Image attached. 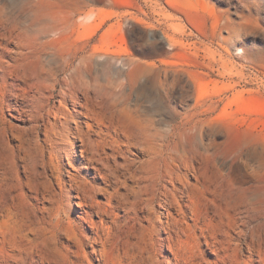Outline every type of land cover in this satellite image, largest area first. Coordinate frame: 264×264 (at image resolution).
Returning a JSON list of instances; mask_svg holds the SVG:
<instances>
[{
    "label": "rangeland",
    "instance_id": "rangeland-1",
    "mask_svg": "<svg viewBox=\"0 0 264 264\" xmlns=\"http://www.w3.org/2000/svg\"><path fill=\"white\" fill-rule=\"evenodd\" d=\"M29 1L0 0V127L4 130L2 138L11 145L18 144L22 136H26L28 142H33V145L32 142L28 144L36 150H32V160L39 170H43V176L40 178V185L34 181L41 187L39 196L34 182L29 188H25L26 195L32 196L27 201L28 204H25V209L32 210L33 205L36 209L43 207L46 210V215L53 219L51 230L45 233L50 240L56 243L66 237L63 227L68 224L64 216L69 215L75 222L80 217L81 208L76 203L77 191H69L67 186L81 173L85 176L89 172L88 192L90 191L91 199L96 200L95 204L98 206L103 201L105 208L109 207L108 204L119 205L116 211H111L112 216L111 212L107 217L104 216L103 222H106V226L109 224L113 237L118 236L116 239L120 242L121 251L123 250V260L128 261L135 249L139 250L138 253L144 252L149 233L146 226L148 224L144 220L146 211L139 207V223H126L121 228L114 225L117 217L114 213H119L117 215L123 219V215L127 213L125 210L129 207L127 199H122L123 196L121 198L119 194L127 193L131 184H134L123 170L114 168L115 163L125 156L135 158L139 155L136 148L127 144L125 135L116 132L117 118H114L115 113L109 108L116 85L120 81H126L123 129L132 125V111L138 106L147 112L145 114L154 121L155 127L164 128L162 121L166 118L180 132L185 133L178 140L183 145L187 144V147L198 146L202 150L200 161L205 164L208 183L205 182L206 191L203 189L199 192L195 200L196 203L199 201L197 207L201 213L204 212L210 218L208 231L214 235L212 239L218 241L220 246L227 247L229 259L236 264H245L250 254V263L260 264L257 253L253 252V245L258 240V228L264 223V0H50L58 2V6L48 1L40 5L39 8L45 13L58 16L63 21L70 18L79 21L81 15H92L85 26L77 25L76 28L73 23L69 25L61 42L57 43L60 49L82 46V41L91 32L90 49H108L112 55L124 60L123 64L114 62V59L102 64L103 58H97L101 94L108 108L100 118L103 129L100 124L91 120L90 127L85 124V128L88 127L93 132L89 135L90 140L68 134L56 119H49L41 114L35 119L29 118L31 112L27 101L7 86L4 78L9 77L3 76L2 69L5 62L11 61L8 51L17 49L16 43L11 40V35L16 31L15 25L37 13L28 5ZM111 64H115L116 68ZM117 67L122 68L123 73ZM64 76H60L61 82L55 91L53 105L60 104L59 93L64 85ZM136 80L159 83L168 81L171 88L159 86L155 90L148 89L146 93L149 96L140 97V92L132 86V82ZM60 107L71 109L72 104H60ZM42 108L41 111L47 114L48 106ZM73 125L76 126V123L73 122ZM63 134L66 135L62 136ZM16 135H20V138ZM10 136L12 140L9 139ZM37 140L39 143H36ZM43 140L45 143L41 142ZM120 143L124 150L118 153L116 150ZM84 150L98 152L103 159L108 157V161L104 159L103 164H94L100 165L99 167L103 165V174L95 173L93 177L96 171L94 165L89 170L82 169L84 165L80 163V159ZM69 155L73 157L72 160ZM126 176L129 177L128 180ZM188 178L195 181V176L190 172ZM43 181L47 182L44 183L45 186ZM115 191L117 195L112 194ZM155 206L161 215L159 219L164 220L166 209L159 204ZM93 217L95 220L101 219L97 213ZM158 235L165 237L167 233L161 232ZM204 249L207 250L206 258L214 261L216 253L206 244ZM57 250L64 253V250ZM159 253L165 257L172 256L167 245H163ZM99 261L95 258L92 263L99 264Z\"/></svg>",
    "mask_w": 264,
    "mask_h": 264
},
{
    "label": "bare ground",
    "instance_id": "bare-ground-1",
    "mask_svg": "<svg viewBox=\"0 0 264 264\" xmlns=\"http://www.w3.org/2000/svg\"><path fill=\"white\" fill-rule=\"evenodd\" d=\"M45 1L57 6L59 4L58 2L50 0H30L28 2V5L36 10L37 13L35 16H28L27 20L19 21L18 25H15L17 32L15 31V33L11 35V40L16 43L17 49L8 51L11 56V61H7L3 64L2 74L4 77H9L4 78L7 82V86L11 90H15L18 96L27 101L31 112L28 116L29 118L35 119L41 114L43 117L56 119L61 122L63 126H60L64 127V130L68 134L90 140L89 135H92L93 132L90 131V128H85V124L90 127L89 120L100 124V118L105 114L104 110L108 108L106 105L107 102H104V97L101 94L102 86L100 85L96 68V65L99 64L97 58H103L104 62H102V64L113 61L111 59H114L116 63L120 62L123 64L124 60L121 57L112 55L108 49H90L91 46L89 47V42L91 38L89 36H91V32H89L84 41H82V46H75V48L72 47L71 49H64L62 47V49H60L57 43L61 42L69 25L73 23L76 28L77 25L85 26L86 23L91 20L92 15L88 13L84 16L81 15V17H79L80 19H78L79 21L72 18L63 21L60 20L58 16H50L45 13L43 9L39 8ZM76 39L78 40V37ZM114 65L115 64H111L110 66L116 68ZM117 69L119 72L123 73L122 68L117 67ZM62 74L65 76L63 77L64 85L60 88L59 102L62 105L67 103L72 104L71 109H63L60 107V104L58 106L52 104L53 99L56 97L55 91L61 82L60 76ZM9 79H11V81H9ZM127 79H129V77ZM125 82L120 81L118 86L116 85L113 92L114 98L112 102L109 103V108L115 113L116 116L114 115V118H117L116 132L120 135H125L128 141L127 144L136 148L139 155L135 158H128L130 155H127L128 157L125 156L123 160L120 159L119 162L115 163L116 167L114 168L123 170L125 175H128L133 180L132 183L134 184H131L127 193L124 191L125 194H119L121 198L123 196L122 199H127L129 207L125 210L127 213L123 215V219H120V216H118L119 213H117L118 215L114 213L117 216L114 225L116 224L118 228H121L126 223H139L141 222L139 207L146 211L147 214L144 216V220L146 224H148L146 226L149 229V233L146 236L144 252L142 254L141 252L138 253L139 250L134 248L135 250L134 252L132 251L129 260H125L126 262L123 260V250L121 251V247H119L120 242L116 239L118 236L116 238L113 237L110 231L111 229L108 228L109 224L106 226V222H103L104 216L106 215L107 217L112 210L116 211V207L119 205L108 204L109 207L105 208L102 204L103 201L102 203H98V206L95 204L94 201L96 200L91 199L89 195L90 191L88 192L89 172L86 173L85 176H83L84 174L82 175V173L77 177L75 176L76 178L74 180L72 179V183L67 186L69 191H77L76 198H78V200L76 203L81 208V212L79 213L80 217L75 222L72 221L69 215L66 217L64 216V218H67V221H65L68 224L63 227V232H65L66 237H64V240L60 239L58 242L53 243L47 234H45L47 231L51 230L53 225V219H50L46 215V210L43 207H37L38 209H36L33 205H31L32 210L25 209V204L29 201V198L32 199V196L29 197V195H26L24 192L25 188L29 185H33L34 181H37L39 184L40 178L43 176V170H39V168H37L38 166H36L32 160V150L36 151L28 145L32 141L28 142V139H26L27 137L24 135L25 138L22 136L18 144L14 143L15 145H11V143L5 142L2 138L4 130L0 127V264H93L92 260H95V258L100 260L99 264H236L229 259L227 247L225 245L220 246L218 241L212 239L214 235L212 236L208 231V220L210 218L208 219V217L203 214L204 212L201 213L197 207L199 201L196 203L195 197H197L200 194L199 192L203 189L206 191L207 188L205 184L207 178L205 164L200 161L202 150H200L198 146L187 147L186 142H183L186 144L183 145L178 139L182 138L185 133L180 132L177 127L166 118H163L162 121L165 125L164 128L160 129L155 127L154 121L145 114L147 112L142 111L138 106L132 111V125H130V123V126L123 129L122 117L124 115V104L126 101L124 92L126 86ZM132 86L140 92V97H146L148 95L146 93L148 89L151 90L159 86L170 89L171 83L168 81L159 83L156 81L136 80L132 82ZM150 97H148V99ZM43 106H48L47 114L41 111ZM84 117H87V119L85 120ZM73 122L76 123V126L73 125ZM94 124H92V128ZM100 127H102L101 124ZM28 129L29 133H31L30 128ZM101 129H103V127ZM101 132L103 131L101 130L100 133ZM32 133H34V131ZM97 133L99 132L97 131ZM47 135L49 134L47 133ZM64 135L66 134L62 136ZM18 137L20 138V135ZM31 137H33V135ZM9 139L12 140V137L10 136ZM30 140H32V138ZM44 140L41 142H44ZM36 143H39V141ZM37 146L39 147V144ZM43 146L45 147V144ZM122 147L121 143L118 144L116 151L121 153L124 148ZM122 154L125 155L124 152H122ZM81 155L83 157L80 159V163L84 165L82 169L87 168L88 170L94 164H103L104 159L108 158L104 157L103 159L99 156L98 152H91L88 150L82 151ZM38 156L40 155L38 154ZM72 158L73 157L69 155V159L72 160ZM114 159L116 160V158ZM38 163L40 164L39 161ZM71 164H73V162H71ZM94 166L96 171L93 177H95V173L103 174L101 168L103 165L101 167H99L100 165ZM115 171L117 173V170ZM189 172L195 176L194 182L189 180ZM111 174L112 173H110V175ZM104 176H107L106 172ZM128 176H126V180H128ZM121 179L123 180L124 177ZM110 181L111 180H109V182ZM47 182L43 181L42 184ZM38 184L34 182V185L38 188L37 195L39 196L41 187L39 188L40 184ZM104 186L105 185H103V187ZM120 186H122V183ZM112 194L117 195L116 191ZM110 200L112 201V198ZM155 204H159L162 208L166 209L167 215L165 214L166 218L164 220L159 219L161 215L159 211H156ZM208 209L210 211V208ZM96 213L99 214L101 219H94L93 216ZM110 215L112 216V212ZM62 219L63 218H61L60 221H62ZM161 232H166L167 236H159L158 234L160 233L161 235ZM116 233H118V231ZM58 236L60 238L59 234ZM257 237L258 240L253 245V252L257 253L260 264H264V223L258 228ZM205 244L216 253V259L212 262L206 258L207 250L204 249ZM163 245H167L172 256L165 257L159 253ZM248 247L251 253V244H249ZM57 249L61 251L64 250V253H59ZM250 259H252L251 254L247 257L245 264H251Z\"/></svg>",
    "mask_w": 264,
    "mask_h": 264
}]
</instances>
